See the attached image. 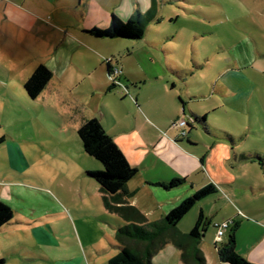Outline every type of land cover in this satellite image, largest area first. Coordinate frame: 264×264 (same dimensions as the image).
I'll use <instances>...</instances> for the list:
<instances>
[{
    "label": "rangeland",
    "instance_id": "1",
    "mask_svg": "<svg viewBox=\"0 0 264 264\" xmlns=\"http://www.w3.org/2000/svg\"><path fill=\"white\" fill-rule=\"evenodd\" d=\"M147 2L148 7L136 8L132 13L148 17L152 12L154 19L147 26L145 38L106 40L109 55L105 62L125 60L135 52L133 56L141 64L140 60L144 62L147 58L146 53H156L157 63L162 58L164 63L171 61L185 71L175 90H171L166 80L156 88L159 99L170 103L174 113H179V118L171 121V128L180 139L190 136L185 142L192 146V152L206 157V163L213 161L219 166L217 171L226 176L231 173L237 180L231 196L222 195L215 204L211 202L213 198H208L180 223V227L190 232L204 208L206 222L209 217L213 222L205 235L209 243L217 232L214 225L229 221L240 205L256 204L264 208V0ZM65 5L75 8L76 1H67ZM52 8L45 17L54 16ZM118 15L126 21L130 13ZM101 16L104 14L90 16L87 24H96L91 29H105ZM70 17L63 14L61 18L70 22ZM157 63L141 65L139 71L158 72L163 65ZM118 68L121 73L110 76L111 83L122 75V68ZM3 87L0 184H13L8 191L16 201L12 211L17 218L26 220L23 225L0 233V260L5 264L91 262L90 248L94 249L91 242H98L109 233L104 209L108 212L110 209L105 198L99 196L102 188L96 182L80 178L75 170L67 171L66 158H57V114L48 107L49 99L34 101L24 88L9 94ZM116 87L119 105L123 100L134 101L125 83ZM80 99L89 106L99 102L88 92L80 95ZM190 112L206 116L207 121L195 122ZM182 120L187 122L185 126L179 125ZM208 131L231 146L215 141L206 134ZM224 133L234 138L235 145L224 138ZM253 185L262 191H253ZM96 257H99L96 264H107L106 255Z\"/></svg>",
    "mask_w": 264,
    "mask_h": 264
},
{
    "label": "crops",
    "instance_id": "2",
    "mask_svg": "<svg viewBox=\"0 0 264 264\" xmlns=\"http://www.w3.org/2000/svg\"><path fill=\"white\" fill-rule=\"evenodd\" d=\"M67 1L71 3L72 0H0V89L4 86L7 93L13 94L14 90L24 88L39 66L47 67L53 77L34 101L49 99L47 106L57 114V158H66L67 171L75 170L80 178L95 182L87 173L103 170L100 162L93 161L95 159L85 153L78 135L81 126L94 118L100 121L130 165L138 170L137 176L128 183L127 196H111L99 189L100 198H105L110 209V212L104 209L109 233L98 242H91L94 246V249L90 248L92 260L83 262L96 264L95 260L99 258L96 256L106 255L109 262L118 255V228L131 224L145 227L161 222L184 200L208 185H215L218 189L217 194L209 197L213 198L211 202L215 204L222 195L231 196L234 193L232 190L237 180L231 173L226 176L217 171L219 166L213 161L206 163V157L192 152V146L185 142V139L190 140V136L180 139L178 132L171 128V121L177 120L179 113H174L175 109L170 103L159 99L156 88L166 80L171 90H175L177 82H182L184 70L171 61L164 63L160 58L163 65L161 70L158 68V72L142 74L139 71L141 65L157 63L156 53H146L147 58L144 62L140 60L141 64L133 56L135 52L125 60L105 62L109 55L107 41L95 39L86 33L96 25L87 24L93 13L104 14L101 18L107 29L111 25L112 15L121 19L118 14L130 13L131 16H127L129 20L136 8L149 6L147 0H74L75 8L67 7ZM50 7L55 12L54 16H46L50 17L47 20L45 15ZM63 14L71 15V21L62 20ZM94 22L100 23L98 20ZM132 60L136 63H129ZM109 66L111 71L122 68L119 81L127 85L134 101L129 99L123 100L124 103L120 105L117 103L119 90L109 80ZM98 80H102V83H98ZM79 90L84 92L80 93ZM87 92L91 98L99 99L96 105L89 106L81 101L80 95ZM74 96L78 99H73ZM190 116L200 117L193 112H190ZM189 130H193V127L189 126ZM206 134L220 144L231 146L211 131ZM177 178L185 179L182 188H167ZM0 185V202L12 209L16 201L8 191L13 184ZM251 188L257 193L262 191L254 189V185ZM237 210L228 218L239 226L237 251L251 263L264 264V208L253 204L240 205ZM201 212L206 217L205 209L201 208L198 218ZM13 214V220L1 228L0 233L24 224L26 218H17L15 211ZM207 221L213 224L210 217ZM178 230L189 233L180 224ZM226 242L225 236L223 243ZM127 245L139 253L145 249V245L133 241ZM216 247L215 238L208 243L205 236L200 249L207 264H224L219 259ZM153 264L184 263L181 252L169 244L153 258Z\"/></svg>",
    "mask_w": 264,
    "mask_h": 264
},
{
    "label": "trees",
    "instance_id": "3",
    "mask_svg": "<svg viewBox=\"0 0 264 264\" xmlns=\"http://www.w3.org/2000/svg\"><path fill=\"white\" fill-rule=\"evenodd\" d=\"M153 19L152 12L148 17L137 12L127 21L112 15L109 28H94L86 33L101 40H142L145 37L148 24ZM109 70L111 72L110 66ZM52 77L53 74L47 67L39 66L24 85L28 97L32 100L37 99ZM192 118L195 122L205 123L207 121L206 116ZM78 135L85 153L103 165V170L88 172L87 176L97 182L107 194L127 196L129 194L128 183L137 176L138 170L130 165L126 156L106 133L100 121L96 118L86 121L79 129ZM224 138L231 141L232 145L235 142L234 138L227 133H224ZM242 158L246 159V157ZM184 183L185 179L177 178L172 180L167 188H177ZM217 193L218 189L215 185H208L184 200L161 222H155L145 227L131 224L118 228L116 239L119 244V253L108 264H153V258L169 244L174 245L181 252L184 264H207L200 245L211 225L210 221L206 222V217L201 212L195 227L189 233H181L178 230V225L199 202ZM13 217L12 209L0 202V229L9 224ZM238 227L237 224H234L228 231L227 242L216 247L219 259L224 264H254L237 251ZM130 241L145 245L144 251L139 253L129 248L127 243ZM0 264H5V261L0 260Z\"/></svg>",
    "mask_w": 264,
    "mask_h": 264
},
{
    "label": "built area",
    "instance_id": "4",
    "mask_svg": "<svg viewBox=\"0 0 264 264\" xmlns=\"http://www.w3.org/2000/svg\"><path fill=\"white\" fill-rule=\"evenodd\" d=\"M50 19V18H49ZM109 63H111L112 61H108ZM121 72L119 70V68H115L111 71V77L113 75H119ZM112 79V78H111ZM114 84L116 85H120L121 82L118 80L117 82L116 81H113ZM187 124V122H185L184 120L180 121L179 122V125L180 126H185ZM235 222L234 220H229V221H226L222 224H215L214 227L216 229V237H215V243L216 245H220L223 243V240L227 234V232L234 226Z\"/></svg>",
    "mask_w": 264,
    "mask_h": 264
}]
</instances>
